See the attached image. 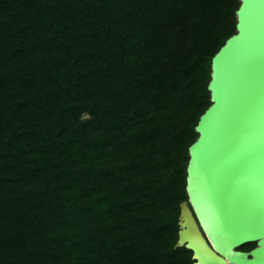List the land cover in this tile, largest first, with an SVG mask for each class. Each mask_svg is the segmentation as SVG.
I'll return each mask as SVG.
<instances>
[{
    "label": "trees",
    "instance_id": "obj_1",
    "mask_svg": "<svg viewBox=\"0 0 264 264\" xmlns=\"http://www.w3.org/2000/svg\"><path fill=\"white\" fill-rule=\"evenodd\" d=\"M240 4L0 0V264H194L189 147Z\"/></svg>",
    "mask_w": 264,
    "mask_h": 264
},
{
    "label": "water",
    "instance_id": "obj_2",
    "mask_svg": "<svg viewBox=\"0 0 264 264\" xmlns=\"http://www.w3.org/2000/svg\"><path fill=\"white\" fill-rule=\"evenodd\" d=\"M236 13L189 147L176 246L194 264H264V0H241Z\"/></svg>",
    "mask_w": 264,
    "mask_h": 264
},
{
    "label": "rangeland",
    "instance_id": "obj_3",
    "mask_svg": "<svg viewBox=\"0 0 264 264\" xmlns=\"http://www.w3.org/2000/svg\"><path fill=\"white\" fill-rule=\"evenodd\" d=\"M252 248V244H248L246 246H241L239 249L241 250H250Z\"/></svg>",
    "mask_w": 264,
    "mask_h": 264
}]
</instances>
